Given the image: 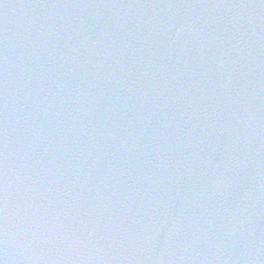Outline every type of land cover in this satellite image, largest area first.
I'll list each match as a JSON object with an SVG mask.
<instances>
[{"label": "water", "instance_id": "water-1", "mask_svg": "<svg viewBox=\"0 0 264 264\" xmlns=\"http://www.w3.org/2000/svg\"><path fill=\"white\" fill-rule=\"evenodd\" d=\"M5 163L7 264H264V0H0Z\"/></svg>", "mask_w": 264, "mask_h": 264}, {"label": "snow or ice", "instance_id": "snow-or-ice-1", "mask_svg": "<svg viewBox=\"0 0 264 264\" xmlns=\"http://www.w3.org/2000/svg\"><path fill=\"white\" fill-rule=\"evenodd\" d=\"M7 145L5 144V151ZM5 162L7 161V155H4ZM23 199V196L20 197ZM10 209V192H9V180H8V172L6 169V163L4 166V170L0 172V213L3 214L4 222H7V217ZM20 210H24L23 206L19 207Z\"/></svg>", "mask_w": 264, "mask_h": 264}, {"label": "clouds", "instance_id": "clouds-1", "mask_svg": "<svg viewBox=\"0 0 264 264\" xmlns=\"http://www.w3.org/2000/svg\"><path fill=\"white\" fill-rule=\"evenodd\" d=\"M3 247H4V253L5 257L3 260H0V264H7V260L9 257V250L13 251H21L24 248L23 241H17L15 237H11V234L8 230V224L6 222L4 235H3Z\"/></svg>", "mask_w": 264, "mask_h": 264}]
</instances>
